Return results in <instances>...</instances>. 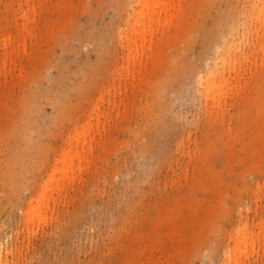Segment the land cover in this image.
<instances>
[{"label":"rangeland","instance_id":"obj_1","mask_svg":"<svg viewBox=\"0 0 264 264\" xmlns=\"http://www.w3.org/2000/svg\"><path fill=\"white\" fill-rule=\"evenodd\" d=\"M3 238L1 264H264V0H0Z\"/></svg>","mask_w":264,"mask_h":264},{"label":"bare ground","instance_id":"obj_2","mask_svg":"<svg viewBox=\"0 0 264 264\" xmlns=\"http://www.w3.org/2000/svg\"><path fill=\"white\" fill-rule=\"evenodd\" d=\"M139 1L144 6L148 4V8L152 7V10H154V11H156V7L161 8L163 6V3H164V0H153L154 1L153 5H151L150 3L152 0H144V1L139 0ZM149 15L151 16L152 14H149ZM149 15H148V13H145V11H143V8L138 13H136L134 15L135 23L132 27H133V29L136 28V30L138 28H140V32L139 33L134 32L133 33L134 37H130L128 40V43L131 42L132 40H136L138 35L141 36V39H144L146 37L145 35H146L147 31L145 30V28L142 29V24H143V19L148 18ZM217 48H220V46H218ZM219 56L221 57L222 54L220 53ZM207 133H210V132H207ZM77 155L80 156V151L77 152ZM74 158H75V155L72 154L71 149H70L69 151H66L65 153H63L61 158L56 160V167H55L54 176L52 177V179L49 182H47L45 184V191H44L43 195L39 199H37V204L34 208L26 210V213H28V217L30 219L33 220L34 212H36L40 209L42 201L45 200L47 202L49 190L53 189L52 185L55 182H59V179L56 178V176H55L57 171L59 170L58 164H60V162H63V169L60 171V173H66L68 171L69 165L72 163ZM253 236H254L253 233H248L246 230H238V233L235 237V243H236L235 244V253H238V251H240V250H241V252L246 250L248 240L249 239L253 240ZM3 239L0 241V264L3 262V257L7 255L4 252H8V250H7L8 245H5L6 240L5 239L3 240Z\"/></svg>","mask_w":264,"mask_h":264}]
</instances>
